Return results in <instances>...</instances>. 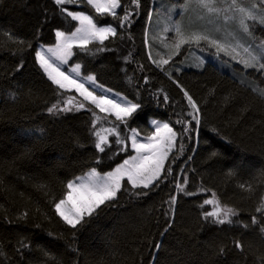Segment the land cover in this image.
I'll use <instances>...</instances> for the list:
<instances>
[{"label":"trees","instance_id":"16d2710c","mask_svg":"<svg viewBox=\"0 0 264 264\" xmlns=\"http://www.w3.org/2000/svg\"><path fill=\"white\" fill-rule=\"evenodd\" d=\"M122 3L130 12L123 27L122 21L100 18L84 5L82 11L116 27L118 35L105 41V51L93 43L88 53L75 48L71 58L84 76L94 75L104 87L140 105L127 127L112 116L97 123L96 129L112 127L109 121L119 125L127 145L121 151L116 137L109 136L111 147L101 153L87 110L94 107L83 102L85 109L79 111L49 113L53 104L63 107L74 93L52 84L35 58L40 46L55 45L57 30L70 33L78 22L61 13L54 0H0V264H264V212L256 211L264 205V97L259 94L264 81L214 64L183 70L181 58L158 67L149 54V34L158 41L156 59L172 58L174 45H162V30H149L161 17L162 5L172 15L177 3ZM185 20L192 28L193 14ZM177 82L196 101L199 124L188 115L192 109ZM153 120L181 133L166 165L171 174L149 189L128 185L111 206L86 217L83 226L69 228L54 207L66 196L67 184L93 168L114 170L133 154L130 129L145 137L153 131ZM185 127L190 129L186 133ZM185 177V191L195 195L177 189ZM213 192L222 206L238 213L233 223L204 219L213 206L201 205ZM173 196L176 202L170 206Z\"/></svg>","mask_w":264,"mask_h":264},{"label":"snow or ice","instance_id":"6c2138e0","mask_svg":"<svg viewBox=\"0 0 264 264\" xmlns=\"http://www.w3.org/2000/svg\"><path fill=\"white\" fill-rule=\"evenodd\" d=\"M132 3L137 7L140 6V0H132ZM192 3L197 4L203 12L219 14L220 10L216 7L217 0H187L183 5L185 11L190 10ZM54 4L59 8L61 13H66L67 17H70L72 21L79 22V26H74V31L70 33L57 30L55 32V46H50L46 49L50 55L46 56L44 50H38L35 52L36 61L52 84L65 92H70L74 89L79 96L83 97V101H87L88 104L94 106V109H98L100 113L105 114L104 117H101L94 109H87L93 114L92 127L94 129L93 135L96 137L95 148L99 152L105 153L106 148L111 147L109 136H115L114 143L121 145L120 150L124 151L127 145L125 138L121 134L119 125L109 121V123H113L112 127H101L97 130V123L101 120H107L109 116H114L116 121L127 127L128 118L136 113L140 105L127 101L124 97L117 99L118 94L109 95L112 93V90L100 84L94 75L81 77V65L79 63H75L74 66L68 69L62 68L61 65L69 64L70 58L76 54L73 52L74 47L88 53L91 51L88 45L98 42L101 47H98L96 50L102 52L107 50L105 41L109 37L114 38L118 35L117 28L111 24L101 25L97 17H94L92 14L84 11L69 10L64 7L65 5L90 6L100 18L111 16L116 20L122 21L120 27L124 26L123 21H129L130 12L122 3V0H54ZM259 5L261 7L258 8L256 3H252L251 7H246L239 0H231L230 10L237 14L231 19L238 18L239 26L246 34L250 33L247 21L250 20L264 25V0H259ZM117 9H122L123 15L117 12ZM165 31H169V29L166 28ZM174 31L176 36L179 37V41L175 44L177 53L184 44H199L201 41H205L215 46L218 50L225 51L227 54L226 46L203 32L193 30L185 34L179 23L174 25ZM20 43H23V41H20ZM244 51L249 55V59L243 61L244 66L256 68L258 71L264 72V53L253 54L247 47L244 48ZM56 61L59 63H56ZM168 62V59L154 60V63L158 67ZM83 80H86L88 85L94 87L86 86L82 82ZM177 87L181 89L184 97L187 99L188 105L192 109L188 115L196 121V124H199L200 109L196 101L178 82ZM259 94L264 97V90H261ZM164 99L167 100L168 97L165 96ZM120 100H124L125 102L121 103L119 102ZM80 109H85V104L77 101L75 96H68L63 100V107H61L60 103H56L48 111L49 113L72 112L73 110L78 111ZM178 122L181 124L185 123L182 120ZM151 123L154 130L145 136L143 140L138 139L140 134L137 132V129H130L133 135L127 139L131 140V148L136 154L124 159L114 171L101 175L93 168L86 178L77 177L67 184L68 191L66 196L54 205L56 214L65 224L73 229H76L78 225L83 226L84 223L88 222L85 219L86 217L91 218L94 214L98 215V210H101L102 206H111V202L118 199V193L122 190L128 191V185L131 186V189H149L150 186H158V182L161 181L163 175L171 174V168H166L165 164L169 160L170 154L177 144V138L181 136V133L175 130L169 123H162L156 120L151 121ZM189 130V127H185L183 131L186 133ZM125 180L127 184L124 183ZM187 183L188 180L185 177L182 182H177L176 187L185 195H195V192L185 191L184 185ZM241 187L245 186L241 185ZM249 190L251 189L249 188ZM175 202L176 198L173 196L170 206L175 204ZM203 205L213 206L212 211H207L203 215L205 220L212 218V222L216 224H231L233 223L231 218L238 215L235 209L222 206L214 192L212 193V198L205 199L201 207ZM256 211L264 212V205L258 207ZM252 223H257L255 216L252 217ZM260 231L264 233V227H261ZM234 243L237 249L243 251V244L240 241H235ZM156 247L158 248L159 245ZM220 253L221 255L224 254L223 248L220 250Z\"/></svg>","mask_w":264,"mask_h":264},{"label":"rangeland","instance_id":"374dc122","mask_svg":"<svg viewBox=\"0 0 264 264\" xmlns=\"http://www.w3.org/2000/svg\"><path fill=\"white\" fill-rule=\"evenodd\" d=\"M186 2L187 0H174V4L177 3V7L176 5L174 6V8L176 9H174V12L172 13V15H174L173 18H172V15L167 13L168 8L162 5L163 7L161 6V10L158 12L159 16L161 17H157L155 19V23H154L155 25L152 24V27L150 26L152 29L150 28L149 32L153 30V32L155 33L156 31V34H157V31L159 30L163 31L161 32V36H160V39L163 41L162 45H165L168 48L174 45V56L172 58L168 57L169 62L167 64H163L162 66L171 65L175 63L178 58L183 59L182 62H184L185 59L189 55L190 58L185 61V64H184L185 66L183 67V65H181L183 70H191V69L201 70V69H204L209 64H214L217 68L224 70L227 73H231V74H233L235 71L241 72L242 74L245 73L246 75H249V73H254V76L256 77L259 76L262 79V81H264V72L258 71L256 68L245 67L243 63V61L249 59L248 53L244 51L245 47L249 48V50L252 51L253 54L264 53V47H262L264 46V25H260L256 22L249 20L247 21V24L249 26L250 33L249 34L244 33L239 26L238 18L231 19L232 17H235L237 15L236 13L230 10L231 0H217L216 7L220 10L218 15L215 13L208 14L206 12H203L195 3H192L190 10L185 11V9L183 8V5ZM239 2L243 6H246V7H251L252 3H256L258 8L261 7L259 5V0H239ZM69 6L71 7V8H68L69 10L82 11L81 9H78V8L76 9L77 4H73ZM119 10L120 9H117V12H119ZM192 14H193L194 23L192 24L193 27L189 28L187 27L188 20H185V16L192 15ZM163 18H167L168 20H171V23H168L167 25L165 24V22H161ZM177 23L181 25L182 29L185 31V34H187L190 31L195 30V31H200V32H203L209 35L214 40H218L222 45L226 46L227 54L225 51H220L215 46L205 41H201L199 44H196V43L184 44L180 47L177 53L175 44L179 41V37L176 36L175 31H174V25ZM166 28L169 29V31H165ZM157 42L158 41L152 42L150 38V34H149L148 42H147L148 50H149L150 57L152 58L153 61L163 59L162 57H158L156 59L155 55L153 54V50L158 49L156 47ZM94 43H98V42H94ZM165 46H164V49H166ZM48 47L50 46L40 47L39 50H44L45 55L48 56L50 55L46 51ZM74 49L75 47L73 48V51ZM183 51L185 52V56L182 57ZM71 58L69 60L68 65H61V67L65 69L72 67ZM56 63H59V62L56 61ZM70 74L74 75L72 73ZM81 77H86L83 75L82 68H81ZM82 82H84L86 86L94 87V86L88 85L86 80H83ZM262 85H260V89L262 88L264 89V84ZM69 93H74V96L76 97L77 101L88 103L87 101H83V97L79 96V94L76 93L74 89L70 91ZM112 94H118V96L116 97L117 99H119V97H124L123 95L116 93L114 91H112V93L109 95H112ZM119 102L124 103L125 101L120 100ZM112 117L115 118L114 116ZM162 123H165V122H162ZM152 129L154 130L153 125H152ZM132 135L133 133H131L129 137H131ZM143 138L144 136L142 135L138 136V139L140 140H143ZM175 148L176 146L174 147L172 153L170 154L169 159L171 158V155L174 153ZM132 152H133L132 155L136 154L133 150ZM168 161H166L165 167ZM90 171L91 170H89L85 174L80 175L78 177L86 178L87 174ZM97 171L101 175L106 174V173L100 172L99 170Z\"/></svg>","mask_w":264,"mask_h":264},{"label":"bare ground","instance_id":"6f19581e","mask_svg":"<svg viewBox=\"0 0 264 264\" xmlns=\"http://www.w3.org/2000/svg\"><path fill=\"white\" fill-rule=\"evenodd\" d=\"M67 6V5H66ZM155 25V24H154ZM149 33V32H148ZM231 50V49H230ZM186 61V60H185ZM213 65V64H212ZM184 67V66H183ZM230 68V67H229ZM172 69V68H171ZM79 111V110H78ZM61 118V117H60ZM59 119V118H58ZM107 125V124H106ZM183 137V136H182ZM95 138V137H94ZM184 138V137H183ZM220 138V137H219ZM218 138V139H219ZM115 155V154H114ZM183 166V165H182ZM85 174V173H84ZM172 183V182H171ZM185 188V187H184ZM174 195V194H173ZM169 199V198H168ZM113 203V202H112ZM115 203V202H114ZM115 206V205H114ZM212 206V205H211ZM210 207V206H209ZM106 209V208H105ZM211 211H212V209H211ZM204 214V213H203ZM203 218V217H202ZM227 225V224H226ZM79 226V225H78ZM70 228V227H69Z\"/></svg>","mask_w":264,"mask_h":264},{"label":"water","instance_id":"95a60500","mask_svg":"<svg viewBox=\"0 0 264 264\" xmlns=\"http://www.w3.org/2000/svg\"><path fill=\"white\" fill-rule=\"evenodd\" d=\"M79 8H82V6H79Z\"/></svg>","mask_w":264,"mask_h":264}]
</instances>
